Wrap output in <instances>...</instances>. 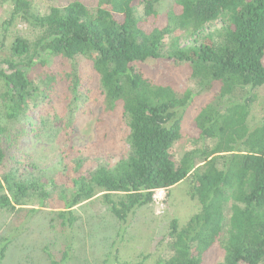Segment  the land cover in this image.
Here are the masks:
<instances>
[{
    "label": "trees",
    "instance_id": "trees-1",
    "mask_svg": "<svg viewBox=\"0 0 264 264\" xmlns=\"http://www.w3.org/2000/svg\"><path fill=\"white\" fill-rule=\"evenodd\" d=\"M159 1L94 0L90 7L48 0L43 11L34 0H11L0 36V210L57 204L62 224L71 226L75 207L100 197L123 225L156 191L169 196L187 179L200 209L182 226L171 221L167 251L154 264H203L217 243L225 251L219 264H264V112L249 123L264 87V0H174L164 14ZM19 20L30 35L8 37ZM78 58L92 64L106 106L122 104L129 151L83 173L78 161L80 174L57 183L14 151L29 135L34 111L57 90L72 97L71 112L78 107ZM163 58L190 63L201 91L218 88L193 120V146L179 158L175 145L196 93L146 76L141 65ZM64 60L69 69L55 68ZM3 239L0 259L9 242ZM68 256L63 251L62 261Z\"/></svg>",
    "mask_w": 264,
    "mask_h": 264
},
{
    "label": "rangeland",
    "instance_id": "rangeland-1",
    "mask_svg": "<svg viewBox=\"0 0 264 264\" xmlns=\"http://www.w3.org/2000/svg\"><path fill=\"white\" fill-rule=\"evenodd\" d=\"M34 1L43 11L47 9L48 0ZM56 1L63 5L71 0ZM82 1L90 7L95 5L94 0ZM173 1L160 0L156 4L158 12L166 13ZM11 9V0H0V36L4 33L1 23ZM30 29L19 20L10 28L8 37L14 33L30 35ZM73 64L82 78L78 107L71 112L73 108L67 106L66 101L72 97L57 90L52 101L44 103L32 115L30 130L34 126L38 134L29 130V135L14 151L15 155L32 163L34 171L42 170V175L55 177L57 183H65L80 174L73 167L78 161L83 173L100 164H114L129 151V127L122 104L112 109L106 106L104 97L98 93V77L89 61L78 58ZM71 65L70 61H58L55 68L69 69ZM141 68L155 83L171 85L180 92L193 88L196 93L185 111L183 137L175 145V156L179 158L193 146L189 137L190 133L194 134L193 120L202 107L215 98L218 88L201 91L192 79L188 62L176 63L163 58L149 60ZM257 92L259 97L249 118L251 125L258 124L264 112V87ZM158 193L156 191L152 203L138 207L123 225L100 197L76 206V219L71 226L62 224L54 207L57 204L38 205L37 210L32 209L35 206L26 205L17 213L0 210V241L5 240L3 237L9 238L0 264H52V260L60 264H154L167 251L171 221L177 219L182 226L200 209L198 201L191 197L187 179L175 185L169 196L165 190ZM65 250L69 256L62 261ZM224 256V249L217 243L206 253L203 264H219Z\"/></svg>",
    "mask_w": 264,
    "mask_h": 264
},
{
    "label": "built area",
    "instance_id": "built-area-1",
    "mask_svg": "<svg viewBox=\"0 0 264 264\" xmlns=\"http://www.w3.org/2000/svg\"><path fill=\"white\" fill-rule=\"evenodd\" d=\"M158 192H159L158 194H160V192H161V193H163V192H164V190H158ZM158 198H160V197H158Z\"/></svg>",
    "mask_w": 264,
    "mask_h": 264
}]
</instances>
